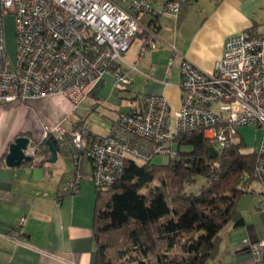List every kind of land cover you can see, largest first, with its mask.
<instances>
[{
	"label": "built area",
	"instance_id": "built-area-1",
	"mask_svg": "<svg viewBox=\"0 0 264 264\" xmlns=\"http://www.w3.org/2000/svg\"><path fill=\"white\" fill-rule=\"evenodd\" d=\"M188 1L170 0L166 12L176 15ZM152 4L153 0H0V105L54 96L78 105L106 74L114 76L118 90H126V54ZM10 14L15 24L14 61L6 49L3 25V17ZM146 46L154 47L153 40ZM173 65L170 61L167 76ZM180 90L178 110H171L164 95H146L143 111L121 113L106 135L92 134L85 123L69 128L57 124L45 128L42 140L53 137L64 154L87 157L93 185L101 191L118 182L128 158L149 163L158 155L177 157L174 141L181 135L203 133L225 150L240 128L256 126L262 129V139L255 170L264 187V33L228 38L213 73L184 60ZM38 152L37 146H30L26 154L37 159ZM82 179L79 171L68 175L59 184V199L78 195ZM257 211L264 213V198ZM263 248L264 240L251 246L254 264L263 263Z\"/></svg>",
	"mask_w": 264,
	"mask_h": 264
},
{
	"label": "crops",
	"instance_id": "crops-1",
	"mask_svg": "<svg viewBox=\"0 0 264 264\" xmlns=\"http://www.w3.org/2000/svg\"><path fill=\"white\" fill-rule=\"evenodd\" d=\"M169 1L153 0L152 10L141 19L123 68L130 80L126 90H118L114 76L106 74L78 105L62 96L38 98L26 105H0V264L95 261L97 190L90 161L84 155L74 159L60 149L57 161L48 163L50 154L44 148L32 162L9 167L6 156L17 137L27 135L41 144L45 128L57 124L69 128L75 123H85L92 134L106 135L121 113L143 111L146 95H164L171 110H178L184 60L213 73L228 38L244 32L264 33V0H189L176 15L166 12ZM150 40L154 47L146 46ZM170 61L174 65L167 76ZM123 92L130 96L126 109H109V101L121 100L117 93ZM261 135L260 127H243L234 143L256 153ZM77 171L83 176L80 193L59 199V184ZM247 189L239 203L243 224L232 223L223 230L219 254L206 264H254L251 246L264 240V213L257 211L264 187L255 179Z\"/></svg>",
	"mask_w": 264,
	"mask_h": 264
},
{
	"label": "trees",
	"instance_id": "trees-1",
	"mask_svg": "<svg viewBox=\"0 0 264 264\" xmlns=\"http://www.w3.org/2000/svg\"><path fill=\"white\" fill-rule=\"evenodd\" d=\"M174 147L166 165L128 158L118 182L97 190L94 264H206L217 258L223 230L243 224L239 203L258 180L257 154L242 143L221 150L200 132L177 137ZM199 177L206 184L189 192Z\"/></svg>",
	"mask_w": 264,
	"mask_h": 264
},
{
	"label": "rangeland",
	"instance_id": "rangeland-1",
	"mask_svg": "<svg viewBox=\"0 0 264 264\" xmlns=\"http://www.w3.org/2000/svg\"><path fill=\"white\" fill-rule=\"evenodd\" d=\"M3 25H4L6 49H7V52L9 54L10 59L14 61L15 49H16L14 17L11 14L3 17ZM105 94H106V92H105ZM117 94L120 95L121 100L117 101L114 97L113 99H111L109 101V105L107 107L109 109H113L115 111H119V110L123 111L126 109L127 102L129 101L130 96H129V94H126L124 92L123 93H117ZM119 102L123 103L122 108L120 107V108H118V110H116L117 106L119 105ZM29 103L30 102H27V103L19 102V103H15V104L26 105ZM12 105H14V103ZM87 113L85 114V112H84L83 114L87 115ZM261 139H262V135H261ZM36 145L37 144L33 143L32 146H36ZM183 150L188 151L190 149L184 148ZM246 151H249V150H246ZM246 153H249V152H246ZM169 162H170V157L168 155H158V156L154 157L152 160V163L155 165H166ZM206 182H207V180L205 178L199 177L194 185H191L190 187H188V191L192 192V193H199V191L206 184ZM242 198H244V196Z\"/></svg>",
	"mask_w": 264,
	"mask_h": 264
},
{
	"label": "water",
	"instance_id": "water-1",
	"mask_svg": "<svg viewBox=\"0 0 264 264\" xmlns=\"http://www.w3.org/2000/svg\"><path fill=\"white\" fill-rule=\"evenodd\" d=\"M32 145L33 140L29 136L24 135L17 137L14 142L9 146V151L5 160L7 166L19 167L23 163L32 162L34 160L33 157L26 154L27 149ZM45 146L47 147L48 153L50 154L48 163H55L58 158V151L54 146V143L51 138H48L45 141ZM211 152V156H216L217 153L215 150L212 149Z\"/></svg>",
	"mask_w": 264,
	"mask_h": 264
}]
</instances>
